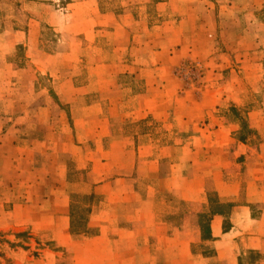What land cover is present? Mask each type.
Listing matches in <instances>:
<instances>
[{"label": "crops", "instance_id": "1", "mask_svg": "<svg viewBox=\"0 0 264 264\" xmlns=\"http://www.w3.org/2000/svg\"><path fill=\"white\" fill-rule=\"evenodd\" d=\"M24 1L28 22L19 26V6L0 0V72L16 69L14 77L28 76L0 75V157L9 153L21 165L10 183L0 178V232L27 230L35 244V236L48 233L47 242L55 247L73 244L76 250L65 259L66 247L40 249L35 260L6 243L0 264H238L246 251L264 254V153L231 138L238 126L216 108L225 94L210 79H202L199 91L171 77L173 68L193 55L189 41L202 36L205 44L217 36L220 26L209 0H182L189 7L174 14L180 21L169 22L172 30L162 45L148 40V30L161 27H149L140 6L139 13L123 8L147 0H125L121 7L114 0H68L64 8ZM253 24L264 29V23ZM44 25L59 37L55 52L42 44ZM19 45L26 52L25 67L14 60ZM79 68L81 74L92 72L76 79ZM37 75L51 77L49 87L36 89ZM248 115L264 138L263 111ZM257 148H264V141ZM245 153L251 164L257 158L262 163L254 165L242 195L223 174L229 159ZM67 160L88 170L86 190L76 192L98 199L88 212L93 234L87 238L69 232L74 192H68ZM210 191L230 203V212L213 214L202 239L196 217L209 214ZM196 243L210 246L214 255L194 253ZM254 264H264V257Z\"/></svg>", "mask_w": 264, "mask_h": 264}, {"label": "rangeland", "instance_id": "2", "mask_svg": "<svg viewBox=\"0 0 264 264\" xmlns=\"http://www.w3.org/2000/svg\"><path fill=\"white\" fill-rule=\"evenodd\" d=\"M47 1L50 4H54L56 8H64L68 0H46V2ZM170 1L171 0H147L145 4L138 5L130 3L129 6L126 5L123 8L134 7V13H139L138 9L140 6L141 11L144 12L142 14V19H144V15L147 17L148 26L161 27L160 30H148L146 33L148 40L149 37H151V44L159 43V45H162L167 39L165 33L170 34L168 31L172 30L169 22L180 21V19L174 14L177 13V11L182 12L184 8L189 7V5H184L182 0H173L172 4ZM227 1H229V4L228 2L221 3L215 2L214 0L208 1L209 4H211V8L209 9L214 10V17L218 23L217 25L220 26V28L217 29V36H212L211 42L205 44L202 42V36H197L195 41H189L188 45L190 48L191 46L194 47L193 55L182 60L175 68H173L171 77L173 79H179L185 86H193L199 91L202 79H210L211 85L214 83L213 86L215 88H220V92L225 94L216 108L224 113L222 116L226 118L227 122H230V124L232 123V126H238V130L232 133L231 138L238 143L241 142L248 145L253 150H257V153L260 154V152L264 153V148L256 149V147L259 143L264 141V138L259 134L260 132L258 133L252 127L253 122H250L248 114L253 110H260L264 113V29H257L254 24L252 25V22L254 21L260 24L264 23V0ZM11 2H14L19 6L18 11L20 12H16V19L17 23H20L19 26H22L21 23L25 24L28 22L26 13L21 8L22 4L27 5V3L24 0H11ZM122 2L126 1L114 0L112 4L121 7L119 5H121ZM164 2H166V4L157 5L158 3ZM103 3L108 4L106 0L103 1ZM4 6L6 7V5ZM222 6L225 7V9L223 8V15L220 14ZM236 15L240 16L235 19L234 17H236ZM244 15H246V17H243ZM223 16H227V18H221ZM251 18L253 21L250 20ZM23 26L25 27V25ZM2 27H5L4 23L2 24ZM174 30H176V27ZM41 38L46 51H57L59 37L50 26H43ZM171 47L173 48L174 46ZM181 47L187 48L185 45H181ZM92 58V55L89 56L88 61H91ZM14 60L19 67L26 66V52L22 45H19L16 48ZM81 69L82 68L74 70L76 73V79H86L89 75L88 73L92 72V69L89 68L88 72L81 74ZM14 70L16 69H7L3 73L0 72V75L5 77V79H28V76H26L27 74L25 73L17 74V76L14 77ZM36 79V89L40 90V88L44 86L49 87L47 79H51V77L37 75ZM120 79L125 78L122 76ZM236 79L244 80L236 84ZM216 84L219 87H216ZM51 97L52 102L56 106L60 107L62 111L64 109L67 111V105L60 104V101L54 95ZM38 101L41 102L42 98L40 97ZM6 107H9L7 103ZM8 118H11V116ZM68 118H70L69 115ZM14 120H16L17 123H23L25 121L20 117H15ZM260 121L264 122V117L261 116ZM1 123L6 122L1 119ZM7 123L10 124V122ZM249 158L250 154L245 153L236 159H229L230 163H228V167H226L223 174V181H226V184H228L233 190L239 186L242 195H244V192L246 191L245 187L246 182L249 179V173L254 172L256 169L254 165L258 163L257 161L262 163L261 161L264 160L257 158V161L252 160L251 164ZM67 166L68 175L70 176L68 177L70 181L68 192H74L69 196V232L74 238H87L93 234V229L87 226L88 212L92 204L98 202V199L92 194L76 192L78 190H86L84 189L86 187L85 174L88 170L83 168L78 169V166L69 160H67ZM16 167L19 168L21 165L12 160L9 153L6 155L4 152V157H0L1 183L6 184L11 182L12 176L17 171L15 170ZM208 167H211V163H209ZM25 173L27 174V171H25ZM31 173H35L34 170H32ZM6 175L8 176V179ZM207 195L209 202H211V210L217 209L218 205L222 203L225 205L228 204L229 207H223V214H229L230 203H224V201H222L223 198L216 196L217 194L215 192L210 191ZM206 214L207 213L202 212L196 217L202 239H204V234L201 228V220L202 216ZM224 226L227 228L225 222L223 227ZM29 234L30 232L27 230H20L17 233L0 232V254H4L7 248L15 249V251L16 248H19L18 251L21 255L25 254L26 256L34 257L36 260L42 254V250L40 251V249L49 248L52 251H65L66 247L69 250L65 253L66 259L72 257V254H74L76 250L73 244H66L63 249L55 247L54 244L47 242V239L50 237H48V233H39L35 236L38 239V244H35L30 240L31 236ZM11 239L13 242H10ZM6 243H8L7 248H5ZM76 246L78 250V245ZM192 250L196 254H204L206 256L214 255L213 248L202 243L192 245ZM37 255L39 256L37 257ZM262 257H264V254H259L254 251H246L244 254L241 253L238 257V264H254ZM211 264L215 263L211 262Z\"/></svg>", "mask_w": 264, "mask_h": 264}, {"label": "trees", "instance_id": "3", "mask_svg": "<svg viewBox=\"0 0 264 264\" xmlns=\"http://www.w3.org/2000/svg\"><path fill=\"white\" fill-rule=\"evenodd\" d=\"M223 207H229V205L228 204L225 205V204L222 203V204L218 205L217 209H215V210H211L210 209V212H209L210 216H209V214H206V215L202 216L201 228H202V231H203V234H204V238H207L208 235H209V223H210L211 216L213 214H216V213L217 214H220V213L222 214L223 213ZM223 229L225 230V226L223 227Z\"/></svg>", "mask_w": 264, "mask_h": 264}]
</instances>
